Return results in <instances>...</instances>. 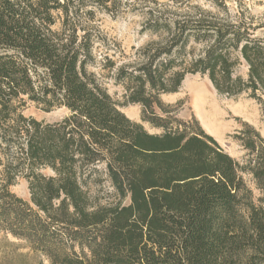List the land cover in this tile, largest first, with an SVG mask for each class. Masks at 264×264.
Here are the masks:
<instances>
[{"label":"trees","instance_id":"16d2710c","mask_svg":"<svg viewBox=\"0 0 264 264\" xmlns=\"http://www.w3.org/2000/svg\"><path fill=\"white\" fill-rule=\"evenodd\" d=\"M88 5L112 11L117 0H0V234L50 264H264V206L244 179L264 202V138L243 124L238 163L162 99L200 75L221 95L249 94L264 114V24L193 8L144 29L151 39L134 64L102 57L104 76L141 107L135 122L90 71ZM29 103L67 115L39 121L24 114ZM21 181L29 200L14 192Z\"/></svg>","mask_w":264,"mask_h":264},{"label":"rangeland","instance_id":"374dc122","mask_svg":"<svg viewBox=\"0 0 264 264\" xmlns=\"http://www.w3.org/2000/svg\"><path fill=\"white\" fill-rule=\"evenodd\" d=\"M223 2L227 9L218 6L214 0H188L182 5H176L170 0H117L116 8L112 11L96 9L91 5L85 8L94 11V15L91 18L86 15L83 21L85 25H89V29H94L93 31L98 34L97 65L90 67V71L101 79L104 87L114 101L120 104L122 112L128 118L141 122V107L126 104L123 88L115 85L110 77L104 76L101 71L102 57L108 55L118 65L134 64L138 50L151 39L144 29H155L152 27L155 20L160 23H172L180 16L191 15L194 13L193 8H199L216 18L226 19L234 24L240 23V18L247 23L251 22L254 27L264 24V0ZM164 27L161 24V28L158 29H165ZM59 28L60 24L54 27ZM247 72V66L241 65L236 74L246 77ZM162 99L165 103L175 106L174 111L178 110L179 118L190 120L195 117L205 132L238 163L243 164L247 158L246 151L234 139V135L243 124L251 125L264 138L263 105L247 93L237 97L221 95L207 77L189 75L178 93L164 95ZM24 114L39 121L56 122L65 117L67 111L59 109L47 113L35 104L29 103ZM145 128L152 134L160 133L149 125H145ZM244 179L253 191L254 202L264 206V202H260L262 194L251 176L245 175ZM14 192L29 200L25 181H21L14 188ZM0 264H50V262L41 254L33 252L24 242L0 234Z\"/></svg>","mask_w":264,"mask_h":264},{"label":"bare ground","instance_id":"6f19581e","mask_svg":"<svg viewBox=\"0 0 264 264\" xmlns=\"http://www.w3.org/2000/svg\"><path fill=\"white\" fill-rule=\"evenodd\" d=\"M210 110V108H208ZM207 110V109H206Z\"/></svg>","mask_w":264,"mask_h":264}]
</instances>
